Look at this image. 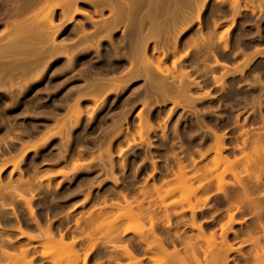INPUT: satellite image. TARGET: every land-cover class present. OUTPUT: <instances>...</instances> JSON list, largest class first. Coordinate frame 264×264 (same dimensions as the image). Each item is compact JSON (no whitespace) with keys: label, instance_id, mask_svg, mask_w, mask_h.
Masks as SVG:
<instances>
[{"label":"rangeland","instance_id":"374dc122","mask_svg":"<svg viewBox=\"0 0 264 264\" xmlns=\"http://www.w3.org/2000/svg\"><path fill=\"white\" fill-rule=\"evenodd\" d=\"M65 1L0 0V264H10L3 252L24 248L32 264H82L74 253L81 258L86 251V264H128L125 253L141 260L129 259L131 264H163L188 245L190 250L172 255L180 261L191 253L180 264H211L214 256L220 263L222 255L227 264H263L264 0H209L199 21L188 6L180 18L170 17L179 14L172 8L143 6L127 20L116 19L124 12L112 11V0L77 1L78 14L65 9ZM152 23L165 27L151 36L147 56L156 64L164 53L171 69L176 42L182 56L176 71L188 72V88L174 73H136L130 42L135 33L154 28ZM201 36L211 43H202ZM51 44L63 48L52 50ZM217 136H224L220 157L227 160L214 163ZM178 166H185L187 182L176 179ZM166 181L173 192L162 204L153 187L163 194ZM127 203L133 207L123 212ZM48 227L52 239H44ZM197 232L212 235L211 245L220 246L218 251L207 244L214 256L205 248L207 239L199 236L204 243L197 242ZM60 235L64 242L77 240L75 249L72 240L64 249ZM27 236L34 244L56 245H33ZM151 238L163 243L168 259L162 262L156 247L142 243ZM254 238L256 248L249 243ZM150 253L158 259L149 260Z\"/></svg>","mask_w":264,"mask_h":264},{"label":"bare ground","instance_id":"6f19581e","mask_svg":"<svg viewBox=\"0 0 264 264\" xmlns=\"http://www.w3.org/2000/svg\"><path fill=\"white\" fill-rule=\"evenodd\" d=\"M50 2H53V1H55V0H49ZM77 1H84V2H87V3H93L95 0H66L65 2H64V4H65V9H68V10H70V8H74V12H73V14H78V13H81V11L79 10V9H77V6H76V3H77ZM235 5H237L239 2H238V0H231ZM208 2H209V0H112V11L114 10V9H118L120 12H124L122 15H119L118 17H116V19H120V18H122L123 16H124V18H127V20H132V17H133V15H132V12L133 11H135V10H137V9H140L141 7H143V6H146L148 9H150V10H154V11H158L160 8H172L171 9V11L173 12V13H179V14H171L170 15V17L171 18H173V17H175V16H177L178 18H180V14H181V11H180V9L181 8H183V7H185V6H188V7H193V9L195 10V20L196 21H199V18H200V14L202 13V11L206 8V6H207V4H208ZM55 7H57L56 5H53V8L50 10V14L47 16L48 17V22L52 25V27L54 26L53 25V22H52V17H53V12H54V10H55ZM67 7V8H66ZM72 8V9H73ZM182 15V14H181ZM149 16V15H148ZM73 19V15H71V16H69L68 17V20L69 21H71ZM180 21H181V19H180ZM48 23V24H49ZM49 24V25H50ZM152 26L154 27V28H152L151 30H149V31H146V32H144V33H142V32H137V33H135V35H134V38H133V40L130 42V44H132V51H133V54L135 55V59L137 60V65H138V67H137V70H136V73H138V74H140V73H143L146 77H150V76H154V75H159V76H164V77H166V78H169V77H171V78H173V73L176 75L175 77H177L178 79H179V83H180V86L182 87V88H188L189 86H188V84H184V80H187L188 78H189V74H188V72H185V71H182V70H179V71H176V63H177V61L182 57L181 55H180V53H179V51H178V48H177V44H176V42H174V44H173V51L171 52V55H172V68L171 69H169V68H167L166 66H165V62H164V60H165V58H166V55L164 54V53H161V56H157L156 57V60H157V63L156 64H153L152 63V60L147 56V54H146V49H147V44H148V42L150 41V39H151V36L152 35H155V34H158V32H159V30H160V28H162V27H165V25H158V24H154V23H152ZM160 26V27H159ZM51 27V28H52ZM217 27V25H215V28ZM186 29H183L180 33H182V32H184ZM54 31V30H53ZM55 33V32H54ZM201 41H202V43H205V44H210L211 43V39L208 37V38H204V37H202L201 36ZM219 42H222V40H221V38H219V40H218ZM226 42H225V40H224V42H223V44H225ZM199 45L200 44H198V41H195V40H193L192 41V46L193 47H195V48H198L199 47ZM60 48H63L62 47V45H57L56 46V44H51V49L52 50H59ZM137 74V75H138ZM215 80V83L216 84H218L219 82H218V80L217 79H214ZM162 82V81H161ZM161 82H159V83H161ZM113 84V83H112ZM160 86H163V84H159ZM164 87V86H163ZM150 129H152V128H150ZM138 135L137 136H139V138H141V139H143V129L141 128V126H139V129H138ZM224 137V136H223ZM223 137H218L217 136V138L215 137V141H214V145H215V151H214V155L213 156H215V160L214 159H212V160H214V163H216V160L219 162V161H222V158L224 157H220V155H221V152H222V150L223 149H225V147L223 146ZM213 148H214V146H213ZM220 157V159L221 160H218L219 159V157ZM202 157H203V155H202ZM218 159H217V158ZM225 158V157H224ZM225 160H227L226 158H225ZM224 159H223V161H225ZM195 164V163H194ZM193 164V165H194ZM197 164V163H196ZM198 165V164H197ZM179 167V166H178ZM209 170H211L210 168H208ZM178 170V173H177V175H175V177H176V179L177 178H180V179H183V180H185L186 178H185V176H186V172H187V170H186V168H185V166H180L179 167V169H177ZM206 170H207V168H206ZM208 171V170H207ZM177 172V171H176ZM175 172V173H176ZM209 172H211V171H209ZM208 172V173H209ZM174 173V174H175ZM196 173H198V172H196ZM188 174V173H187ZM193 174H195V173H193ZM204 174V173H203ZM202 174V175H203ZM193 176V175H192ZM235 176V175H234ZM233 176V177H234ZM187 177V176H186ZM238 176H235L234 177V180L235 179H238L239 180V182L241 181L239 178H237ZM175 180V178H174V180H175V182L176 181H178L179 183L181 182V180ZM193 179H194V176H193ZM199 179V178H198ZM197 179V180H198ZM173 180V179H172ZM182 180V182L184 183V181ZM187 180V179H186ZM185 180V181H186ZM188 180H189V178H188ZM190 180H191V178H190ZM189 180V182H192V181H190ZM196 180V179H195ZM201 180H203V179H201ZM27 181V180H26ZM25 181V182H26ZM237 181V180H236ZM174 182V183H175ZM178 182H176V183H178ZM181 182V183H182ZM187 182V181H186ZM205 182V181H204ZM204 182H202V184H204ZM172 184H173V182H171ZM178 183V184H179ZM180 183V185H182ZM206 183V182H205ZM238 183V182H237ZM236 183V184H237ZM239 185V184H238ZM169 186H171V187H173L172 185H169V181H166L165 183H164V186L163 187H166V189H164V190H162L163 192V194H161L160 193V191H161V188H158L156 185H154V187H153V190H154V192L156 193V196H157V199L161 202L164 198H166L167 196H170L171 194H172V192H173V188H168ZM242 186H243V184H241V187H240V189L242 188ZM197 187H201V185L200 184H198V186ZM204 187H205V185H204ZM168 188V189H167ZM170 189V190H169ZM172 189V190H171ZM200 189V188H199ZM199 189H197V190H199ZM143 190V189H142ZM223 190V189H222ZM242 190V189H241ZM196 192L197 191H195V194H196ZM248 192V191H247ZM142 193H143V195L145 196H147L148 195V193H149V191L147 190V189H144L143 191H142ZM217 193V192H216ZM239 193V192H238ZM242 193V192H241ZM243 194H245V193H243ZM248 196V195H247ZM239 197H241V196H239ZM207 198V197H206ZM246 198H247V201H249V199H248V197H245L244 198V200H246ZM28 202V201H27ZM204 202H206V200L204 201ZM162 204H163V201L161 202ZM250 204V206H251V209H253L254 207H257V206H254V207H252V205H251V203H249ZM28 205V204H27ZM30 205V204H29ZM28 205V206H29ZM140 205H142V203H137L136 204V207H138V209H141L140 207ZM133 206H132V204H130V203H127V207H126V209L124 208V210H123V212H125V211H127L128 212V208H132ZM167 207V206H166ZM113 207H111V209H112ZM197 208V207H196ZM28 209H29V212H30V214L33 216V214H34V212H33V210H32V208L29 206L28 207ZM101 210L103 209V207L102 208H100ZM117 209H119V208H117ZM166 209V208H165ZM164 209V211H165V214L163 215V216H167V215H169L168 214V212H166V210ZM190 209V212H191V208H189ZM194 211H195V208H192ZM104 210V209H103ZM113 210V209H112ZM121 210V209H120ZM121 210V211H122ZM193 210H192V212H193ZM198 210V208L196 209V211ZM99 211V210H98ZM110 211V210H109ZM139 211V210H138ZM142 211V210H141ZM195 211V212H196ZM200 211H201V209H200ZM253 211H256L257 212V210H256V208H254L253 209ZM113 212V211H112ZM118 212H119V210H118ZM136 212V211H135ZM191 212V213H192ZM142 213V212H141ZM92 214V213H91ZM99 214H101V212H99ZM114 214V213H113ZM132 214V213H131ZM143 214V213H142ZM177 214V213H176ZM175 214V215H176ZM180 214V213H179ZM87 215H89V214H87ZM94 215V214H93ZM105 215V214H104ZM192 215H194V214H192ZM91 216V215H90ZM97 216V215H96ZM96 216H93L94 218L96 217ZM98 216H101V215H98ZM195 216V215H194ZM194 216H193V218H194ZM230 216V217H229ZM138 217V216H137ZM168 217V216H167ZM87 218H90L89 216L88 217H86V219ZM93 218V219H94ZM100 218V217H99ZM99 218H96V219H99ZM104 218H105V216H104ZM113 218H115V217H113ZM166 218V217H165ZM169 218V217H168ZM167 218V219H168ZM228 218H234V216H232V214H230V215H228ZM95 219V220H96ZM101 219H103L102 217H101ZM152 219H154V218H152ZM95 220H89L88 219V221L89 222H91V224H93L92 222H95ZM193 220V219H192ZM233 220V219H232ZM231 220V223L234 221H232ZM155 221V219L153 220V222ZM88 222V223H89ZM153 222L152 221H150V224H151V229H153L152 228V226H153ZM168 222H169V219H168ZM192 222H194V221H192ZM156 223V222H155ZM231 223H230V225H228V226H230L231 227ZM199 225V226H198ZM197 226H198V228L200 227V224H197ZM190 227V226H189ZM230 227H229V229H230ZM19 228V227H18ZM49 228V227H48ZM47 228V229H48ZM144 228V227H143ZM150 228V227H149ZM46 229V230H47ZM145 229V228H144ZM149 230L150 231V233H152L153 234V236H152V234H148L149 233V231H148V235H151L152 236V238L154 237V231L152 232V230ZM263 229V228H262ZM19 230V232H20V234L21 235H27L26 234V232L24 231V230H22L21 229V227L18 229ZM45 230V235H44V239H52V236H51V231H50V228H49V230H47L46 231ZM143 230V229H142ZM141 229L139 230V231H142ZM154 230V229H153ZM198 230H201L200 228L198 229ZM138 231V232H139ZM195 231V230H194ZM144 232V231H143ZM143 232H141L142 234H143ZM201 232H203V230L201 231ZM44 233V232H43ZM204 233V232H203ZM203 233H201V234H203ZM89 234L90 233H88V236H89ZM139 235L138 236H140V235H142V234H140V233H138ZM195 234V233H194ZM200 234V233H199ZM198 235V232L196 233V235L195 236H197L198 235V238H196L197 239V242L199 241L198 239L200 238L199 236H201V237H203L202 235ZM212 234V233H211ZM214 234V233H213ZM61 237L59 238V239H57V240H59V244L61 245V246H63L64 247V249H65V246L67 247V243H69L71 240V242H70V247L72 246V247H74L73 245L76 243L75 241H77V240H74L73 241V239L74 238H72L69 242H64V237L62 236V235H60ZM212 235H210V236H205L204 235V239H207V240H205L206 242H205V248H206V246H210L211 245V240H213V239H210V242H209V238L208 237H210V238H212L211 237ZM225 236L226 235H224V238H225ZM263 236H264V234H263ZM89 237H91V236H89ZM142 237V236H141ZM214 237V236H213ZM92 238V237H91ZM140 238V237H139ZM152 238H151V240H152ZM156 238H157V236H156ZM155 238V240L153 239L151 242H150V240H149V242H146V241H143L142 243H148V244H145L144 243V245L146 246V247H149V248H151V247H156V249H157V251L158 252H162V250L164 249L162 246H163V243H161V241L159 240V239H156ZM159 238V237H158ZM203 238H200V240H202ZM224 238H222V240L225 242V244L227 243L226 242V239H224ZM142 239V238H141ZM161 239V238H160ZM204 239L199 243V244H201L203 241H204ZM215 239V238H214ZM256 238H254L253 240H251L252 242H249V243H252L253 244V246L252 247H254V248H256L255 247V245H258V242H257V240L258 239H256ZM90 240V239H89ZM94 240V239H93ZM140 240V239H139ZM142 240H146V239H142ZM162 240V239H161ZM216 240V239H215ZM27 241L29 242V243H32L33 241H34V239H33V237H31V236H27ZM54 241V240H53ZM51 242V241H48V243H54L55 244V241L54 242ZM109 241V240H108ZM208 241V242H207ZM214 241V240H213ZM212 241V245H213V243H214V245L216 246V243L217 242H213ZM27 242V243H28ZM35 242V241H34ZM34 242H33V245H41L42 246V242H44V241H36L37 242V244L35 243L34 244ZM46 242H47V240H46ZM46 242H44V243H46ZM89 242V241H88ZM93 242V241H92ZM94 242H97V241H95L94 240ZM105 242H107V241H105ZM104 242V243H105ZM188 244H190V243H192V241H186ZM195 242V240L193 241V243ZM196 242V243H197ZM222 242V241H221ZM48 243H46V244H48ZM108 243V242H107ZM204 243V242H203ZM90 244V243H89ZM94 244L95 243H92L91 244V246H94ZM114 244V243H113ZM188 244H185V242H184V244H183V246L184 247H186ZM208 244V245H207ZM224 244V243H223ZM222 244V245H223ZM56 245V244H55ZM69 245H68V247H69ZM88 245V244H87ZM105 245H109V243L108 244H106L105 243ZM110 245H112V243H110ZM191 245V244H190ZM193 245V244H192ZM197 245H198V243H197ZM210 246V249H211V247H213V246ZM221 245V248L222 247H226L225 245H223L222 246ZM228 246V245H227ZM36 247V246H35ZM35 247H33V248H35ZM60 247V246H59ZM69 247V248H70ZM90 247V246H89ZM97 247V246H96ZM190 246L188 245V248H189ZM192 248H191V251L192 250H194V247L193 246H191ZM199 247H200V245H199ZM216 247H218V246H216ZM216 247H213V248H215L216 249ZM220 247V246H219ZM217 248V250L219 249L220 250V248ZM228 247H230V245L228 246ZM228 247H226L225 248V251L227 252L228 250H230V248H228ZM258 247H260V249L262 248V245L261 246H257V248ZM62 248V247H61ZM88 248V247H87ZM115 248V247H114ZM124 248L125 249H127L126 247H125V245H124ZM188 248H181L182 250L184 249V252L186 251L185 249H188ZM209 248V247H208ZM208 248H206V249H208ZM212 248V249H213ZM67 249V248H66ZM71 250H72V248H70ZM73 249H75V247L73 248ZM93 250V247H90V248H88V250ZM95 249V248H94ZM120 250L119 251H121V248H119ZM123 249V248H122ZM124 249V250H125ZM160 251H159V250ZM200 250H201V248H199ZM210 249H208V250H210ZM223 249V248H222ZM226 249H228V250H226ZM69 250V249H68ZM87 249H85V251H86ZM117 250V249H116ZM128 250H130V249H128ZM150 250V249H149ZM165 250V251H164ZM163 251H164V253H166V249H164ZM176 250V251H175ZM175 250H172V251H175V252H177V250L179 251V249H175ZM182 250H181V252H182ZM188 250H190V249H188ZM218 250V251H219ZM261 250H263V248L261 249ZM75 252H76V250H74ZM84 251V252H85ZM172 251H170V252H172ZM216 251V250H215ZM217 251V252H218ZM224 250H222V251H220L219 253L220 254H222V252L223 253H226ZM264 251V250H263ZM28 252H29V250H28V248H24V249H20L19 251H18V253H16V254H13V252H12V254H10V253H8V252H3L2 254L4 255V259L6 258L7 259V261L9 260V262H10V264H32V259H26L27 258V256H28ZM88 252H90V251H86V253L85 254H83V259H82V257L80 258V256H79V254L78 255H76L77 254V252L76 253H74L75 254V257L76 258H79V260H80V262H82V264H86V258H87V253ZM130 252V251H129ZM168 252V251H167ZM174 252V253H175ZM181 252H178V253H180L181 254ZM195 253V251H192V253ZM203 253H202V256H204L203 254H204V250L202 251ZM208 253H209V251H207ZM210 252H212V250H210ZM240 251H237V254H240L239 253ZM121 254L122 253V251L121 252H118V254ZM132 253V252H131ZM160 253H159V257H160V259L162 260L163 258H164V253H163V255H162V253H161V256H160ZM178 253H175V255L177 254L178 255ZM194 253H193V255L192 256H194ZM196 253H198L197 251H196ZM195 253V255L196 256H194L193 258H195L196 260H198V262L200 261V259L197 257V254ZM207 253V254H208ZM215 253V252H214ZM119 254V255H120ZM123 254V253H122ZM151 254V253H150ZM167 254V253H166ZM165 254V255H166ZM179 254V255H180ZM185 254H186V257L190 254V256H191V253L190 252H188V255H187V252L186 253H183V259L185 260V261H187L186 259H185ZM219 254V257L221 256ZM260 254V253H259ZM259 254H255V258H257L258 256H259V259H260V257H262V256H260V255H264V252H262L260 255ZM2 255V256H3ZM44 255V254H43ZM42 255V256H43ZM152 255V258L150 259L149 257V260H155V259H158V255H155V254H151ZM150 255V256H151ZM172 255H173V252L171 253V257H172ZM175 255H173V256H175ZM209 255H211V253L209 254ZM209 255H208V257H206V261L208 260V262H209V259L211 258L212 259V261H213V263L214 264H222L221 263V260L223 261V260H225L224 262L226 263V258H224V257H226V255L224 256V255H222V256H224L223 258L224 259H221L222 258V256H221V258H220V263L219 262H217V263H215L214 261H216L217 259L216 258H218V257H215L214 255H213V252H212V255L214 256V258L213 257H210L209 258ZM215 255H216V253H215ZM218 255V254H217ZM216 255V256H217ZM228 255V254H227ZM72 256V255H71ZM77 256H79V257H77ZM123 256H125L124 258H126L127 256L129 257H127L128 258V264H131V262L133 263V261H141V260H139V258H136V257H134V255H130V253L129 254H126L125 253V255H122V257ZM134 257V258H136V260L133 258V259H131V257ZM155 256L157 257V258H155ZM72 257H74V255L72 256ZM74 257V259H76ZM168 257H170V255H169V252H168ZM168 257H167V255L165 256V258H167L168 259ZM171 257L167 260V263L168 262H170L171 264H176V263H178V262H180V263H182L183 262V260H181L182 258L181 257H179L180 258V261H178L179 259H175V257H172V259H171ZM178 257V256H177ZM264 257V256H263ZM164 258V259H165ZM174 258V259H173ZM203 258V257H202ZM209 258V259H208ZM227 258H228V256H227ZM5 259V260H6ZM82 259V260H81ZM133 260V261H130V260ZM187 259H189V256L187 257ZM213 259H216V260H213ZM259 259H257V260H259ZM262 259V258H261ZM264 259V258H263ZM78 259H76V261H79ZM165 260V261H166ZM170 260V261H169ZM174 260V262L172 263V261ZM255 260V259H254ZM50 262L51 261H53V260H49ZM164 260H162V262H163ZM177 261V262H176ZM190 261V260H189ZM212 261H210L211 262V264H212ZM263 261V260H262ZM130 262V263H129ZM223 262V263H224ZM228 262V261H227ZM259 264H260V262H261V260L260 261H257ZM264 262V261H263ZM262 262V263H263ZM52 263V262H51ZM53 263H54V261H53ZM166 262H164L163 264H165ZM166 263V264H167ZM180 263H178V264H180ZM188 263V262H187ZM224 263V264H225ZM197 264V263H196ZM205 264V263H204ZM207 264H209V263H207ZM227 264V263H226ZM264 264V263H263Z\"/></svg>","mask_w":264,"mask_h":264}]
</instances>
